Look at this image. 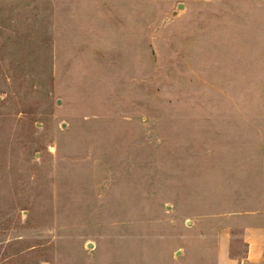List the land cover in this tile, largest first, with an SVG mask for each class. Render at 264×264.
I'll return each mask as SVG.
<instances>
[{
    "label": "rangeland",
    "instance_id": "rangeland-1",
    "mask_svg": "<svg viewBox=\"0 0 264 264\" xmlns=\"http://www.w3.org/2000/svg\"><path fill=\"white\" fill-rule=\"evenodd\" d=\"M263 115L264 0H0V264H264Z\"/></svg>",
    "mask_w": 264,
    "mask_h": 264
},
{
    "label": "crops",
    "instance_id": "crops-1",
    "mask_svg": "<svg viewBox=\"0 0 264 264\" xmlns=\"http://www.w3.org/2000/svg\"><path fill=\"white\" fill-rule=\"evenodd\" d=\"M262 117V120H261V128H260V133H261V138L263 140V144H264V115L261 116ZM262 154H264V147H262ZM261 195L264 196V193L263 191H261ZM254 241H249V256L252 255L253 251H254V248H252V244H253ZM248 256V257H249ZM251 258V257H249Z\"/></svg>",
    "mask_w": 264,
    "mask_h": 264
}]
</instances>
